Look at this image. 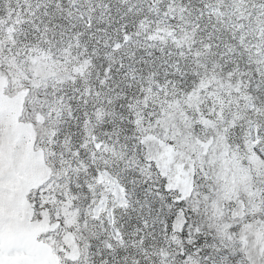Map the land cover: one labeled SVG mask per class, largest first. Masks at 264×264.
<instances>
[{
  "label": "snow or ice",
  "instance_id": "1",
  "mask_svg": "<svg viewBox=\"0 0 264 264\" xmlns=\"http://www.w3.org/2000/svg\"><path fill=\"white\" fill-rule=\"evenodd\" d=\"M0 264H264V0H0Z\"/></svg>",
  "mask_w": 264,
  "mask_h": 264
}]
</instances>
